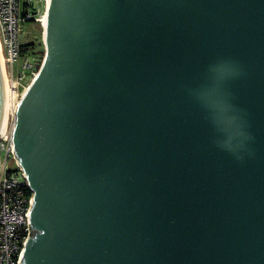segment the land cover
I'll use <instances>...</instances> for the list:
<instances>
[{"label":"water","instance_id":"obj_1","mask_svg":"<svg viewBox=\"0 0 264 264\" xmlns=\"http://www.w3.org/2000/svg\"><path fill=\"white\" fill-rule=\"evenodd\" d=\"M14 114L19 264H264V0H48ZM0 69V131L2 128Z\"/></svg>","mask_w":264,"mask_h":264},{"label":"built area","instance_id":"obj_2","mask_svg":"<svg viewBox=\"0 0 264 264\" xmlns=\"http://www.w3.org/2000/svg\"><path fill=\"white\" fill-rule=\"evenodd\" d=\"M46 9L47 0H43ZM34 0H0V55L4 71L8 115L13 117L25 90L36 76L43 57L19 43L21 25L32 19L42 27L43 15L36 17ZM7 115V118H8ZM11 126V129H12ZM0 150L5 154L0 163V264H19V256L31 236L29 210L32 192L26 185L23 171L14 159L11 130L0 135ZM14 168L8 169L7 161Z\"/></svg>","mask_w":264,"mask_h":264},{"label":"rangeland","instance_id":"obj_3","mask_svg":"<svg viewBox=\"0 0 264 264\" xmlns=\"http://www.w3.org/2000/svg\"><path fill=\"white\" fill-rule=\"evenodd\" d=\"M34 7L38 11L36 14V17L38 18L39 15H42L45 13V8L43 4V0H34ZM42 27L39 25V23H26L21 25L20 28V34H19V43L22 46H30V50L36 53H40L42 57H44V46H43V40H42ZM13 122V117L8 115V118L6 119V126L7 131L11 130ZM5 159V154L0 150V163L3 164ZM7 167L8 169H13L14 165L11 160L7 161Z\"/></svg>","mask_w":264,"mask_h":264},{"label":"bare ground","instance_id":"obj_4","mask_svg":"<svg viewBox=\"0 0 264 264\" xmlns=\"http://www.w3.org/2000/svg\"><path fill=\"white\" fill-rule=\"evenodd\" d=\"M47 5H48V0H47ZM45 16H46V11H45V13L43 15V18H42V26L43 27H44L43 22H44ZM0 69H1L2 88H3V91H2V93H3V95H2V100H3L2 128H1V131H0V135H2L5 132V129H6V119H7V115H8V108L10 106V100L7 97L1 55H0Z\"/></svg>","mask_w":264,"mask_h":264},{"label":"flooded vegetation","instance_id":"obj_5","mask_svg":"<svg viewBox=\"0 0 264 264\" xmlns=\"http://www.w3.org/2000/svg\"><path fill=\"white\" fill-rule=\"evenodd\" d=\"M29 23H36V22L34 21V19H32Z\"/></svg>","mask_w":264,"mask_h":264}]
</instances>
